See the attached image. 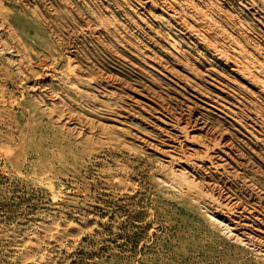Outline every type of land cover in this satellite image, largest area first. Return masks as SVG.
I'll return each mask as SVG.
<instances>
[{"label":"rangeland","instance_id":"1","mask_svg":"<svg viewBox=\"0 0 264 264\" xmlns=\"http://www.w3.org/2000/svg\"><path fill=\"white\" fill-rule=\"evenodd\" d=\"M0 264H264V0H0Z\"/></svg>","mask_w":264,"mask_h":264},{"label":"bare ground","instance_id":"2","mask_svg":"<svg viewBox=\"0 0 264 264\" xmlns=\"http://www.w3.org/2000/svg\"><path fill=\"white\" fill-rule=\"evenodd\" d=\"M2 2V1H1ZM3 6V5H2ZM3 11V10H2ZM6 20V19H5ZM9 50V49H8ZM47 63V62H46ZM14 67V66H13ZM51 76V75H50ZM7 81V80H6ZM11 81V80H10ZM35 84V83H34ZM11 100V99H10ZM179 126V125H178ZM81 136V135H80ZM146 142V141H145ZM163 142V141H162ZM186 154V153H185ZM174 167V166H173ZM224 189V188H223ZM215 190V189H214ZM207 198V197H206ZM240 207V206H239ZM260 239V238H259Z\"/></svg>","mask_w":264,"mask_h":264}]
</instances>
